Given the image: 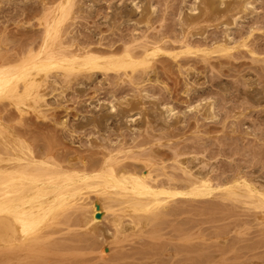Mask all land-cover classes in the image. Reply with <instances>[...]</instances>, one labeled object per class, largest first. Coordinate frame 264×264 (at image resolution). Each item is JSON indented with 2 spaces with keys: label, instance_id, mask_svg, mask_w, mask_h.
Masks as SVG:
<instances>
[{
  "label": "rangeland",
  "instance_id": "rangeland-1",
  "mask_svg": "<svg viewBox=\"0 0 264 264\" xmlns=\"http://www.w3.org/2000/svg\"><path fill=\"white\" fill-rule=\"evenodd\" d=\"M0 1V68L60 50L62 57L128 53L135 60L155 51L141 67L99 71L94 79L87 72L73 78L52 73L53 89L42 99L47 104L37 101L36 108L3 95L1 125L36 162L84 175L113 165L119 175L144 174L148 184L173 192L148 212L112 205L113 194L87 193L43 227L42 243L0 242V264H264V203L258 201L264 194V0L237 20L228 43L223 25L207 26L206 35L184 30L181 10L191 0H152L147 24L130 11L140 0H72L57 38L47 37V22L63 0ZM144 86L156 102L180 113L170 117L171 127L158 125L154 113L157 123L131 129L120 109L99 130L76 125L99 113V102L112 94L119 98ZM204 98L214 100L217 117L194 108ZM201 178L209 182L207 194L181 193ZM92 204L109 231L105 238L104 226H88Z\"/></svg>",
  "mask_w": 264,
  "mask_h": 264
},
{
  "label": "bare ground",
  "instance_id": "bare-ground-1",
  "mask_svg": "<svg viewBox=\"0 0 264 264\" xmlns=\"http://www.w3.org/2000/svg\"><path fill=\"white\" fill-rule=\"evenodd\" d=\"M144 1L140 0V2L132 4L130 11H137L141 21L147 24L151 15L155 12V8L151 2L152 0ZM74 2L76 3V0ZM71 3L72 0H63L60 4L58 2L59 5L53 13V19L47 22L48 38L54 33H56V38L58 37L59 26L69 16ZM254 3L255 0H191L183 6L184 8L181 10L182 21H179L180 24H184L185 31L189 28L190 32L197 34H204L207 26L223 25L225 28L224 40L225 43H228L231 39L232 27L239 18L246 16H243L245 13L254 10ZM89 7H92V5ZM61 32L64 34L63 30ZM189 34L187 33V35ZM61 39L62 42L63 38ZM57 52L33 60V62H30L31 60L24 61L16 67L0 68V97L7 95L22 108L25 106L36 108L37 101L41 100L38 105L43 103L42 99L53 89L49 87L52 86L49 85V76L51 78L50 74L52 73L65 74L73 78L87 72V76L94 79L99 71L107 73L110 70L116 71L121 68L136 69L141 67L147 64L150 56L155 53L151 50L141 59L135 60L128 53L119 58H114V56L109 59H99L89 55L62 57L61 55L65 51L61 52L60 50V52ZM71 78H68V80H71ZM20 86L23 87L22 91H19ZM49 88L51 89L49 90ZM77 88L82 89L80 85L75 89ZM148 89L149 87L145 88L144 86L139 93L134 91L135 94L134 92L128 94V92L127 95L125 94V96L119 98L112 94L111 99L108 101L99 102L97 106L101 108L99 113L94 114L92 112L90 117L82 116L76 125L81 128L92 123L99 130L106 126L110 116L120 109L123 122L131 129L134 128L136 123H140V126L142 124L151 125L154 116H156L154 113H157L160 117V120H157L158 125L163 126V129L171 127V119L178 118L179 112L170 103L160 104V102H156V96L150 93L151 88ZM211 100L212 98L196 100V102H199L194 101L195 104L192 105L194 108H202L206 116L213 117L216 115L215 117H217L214 100ZM46 104L47 102L44 105ZM90 105L92 109L96 107L94 99H91ZM157 121L153 123H157ZM90 140H93L92 137ZM22 142L0 123V242L9 245L15 242L27 243L29 248L36 246L42 241L44 226L53 225L56 218L66 208L76 206L79 199L93 191L102 195L109 194L111 196L113 194L114 196H111L112 205H115L116 202L124 203V211H152L165 199L173 196V192L165 189V187H155L148 184L143 173V175L136 173L119 175L113 165L103 166L99 172L92 175L87 173V175H84L59 169L54 164L45 161L36 162V159L34 160L31 156L29 148ZM6 148L10 149V152H4ZM114 157L115 155L111 157L112 160ZM198 182L197 185L186 188L181 193L191 195L207 194L210 189L209 182L205 178H201ZM232 192L234 191L230 190V193ZM258 201L264 203V194L260 193ZM98 210L95 205L91 207L88 225L91 228L97 229L96 227L99 225V219L96 216ZM121 224L123 223L121 222ZM124 225L122 228H129ZM128 225L130 226V224ZM102 226L104 225L102 224ZM102 228L101 234L105 238V236H108L109 231L107 232L105 226ZM101 229L99 228V231Z\"/></svg>",
  "mask_w": 264,
  "mask_h": 264
}]
</instances>
